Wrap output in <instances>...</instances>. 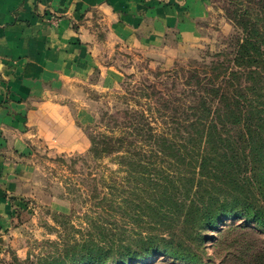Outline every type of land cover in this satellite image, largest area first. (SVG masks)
<instances>
[{"label":"trees","instance_id":"1","mask_svg":"<svg viewBox=\"0 0 264 264\" xmlns=\"http://www.w3.org/2000/svg\"><path fill=\"white\" fill-rule=\"evenodd\" d=\"M230 1L238 33L222 61L187 69L181 89L130 86L115 110L89 125L90 152L111 157L123 173L107 182L100 203L167 231L129 229L138 250L122 245L127 230H101L107 237L15 264H119L158 254L196 260L202 255L187 248L188 236L198 239L233 212L264 224V0Z\"/></svg>","mask_w":264,"mask_h":264},{"label":"crops","instance_id":"2","mask_svg":"<svg viewBox=\"0 0 264 264\" xmlns=\"http://www.w3.org/2000/svg\"><path fill=\"white\" fill-rule=\"evenodd\" d=\"M211 2L0 0V236L14 227L21 199L54 200L36 180V146H79L82 131L57 87L100 69L95 86L110 88L119 78L106 62L113 46L171 55L201 37Z\"/></svg>","mask_w":264,"mask_h":264},{"label":"rangeland","instance_id":"3","mask_svg":"<svg viewBox=\"0 0 264 264\" xmlns=\"http://www.w3.org/2000/svg\"><path fill=\"white\" fill-rule=\"evenodd\" d=\"M230 2L212 0L210 16L199 24L201 37L186 45L172 47L171 55L163 51L113 46L106 53V62L118 67L119 78L114 77L115 82H110L108 89L95 86L102 79L100 69L90 78L66 80L62 87H57L56 99L70 106L82 131L79 146L73 152L52 147L51 143H56L53 140L36 146V180L46 192L54 194V200L21 199L15 207L14 227L0 236L3 238L0 242V264H15L16 259L25 262L29 254L34 259L38 255L58 251L56 247H73L76 239L85 243L91 236L107 237L99 234L101 230L108 236H112L113 231L127 230L125 235L128 236L122 237V245L128 248V243H131L133 249L138 250L141 247L137 237L129 240L133 236L129 229L135 228V233L144 236L167 231L168 228L153 223L137 224L134 219L113 212L112 207L100 203L103 192L109 193L107 182H120L123 173L111 157L96 158L90 152L92 130L89 125L100 121L108 111L115 110L120 96L130 86L155 82L160 88L171 86L181 89L180 77L187 69L196 67L204 71L205 65L222 61L224 56L219 53L232 47L233 38L238 33L227 15V8L232 7ZM188 239L193 241L187 248L197 251L202 257L190 260L172 254H158L119 264H255L257 256L264 251V224L233 212L198 239L195 240L193 235ZM159 246H163L162 243L155 244V247Z\"/></svg>","mask_w":264,"mask_h":264}]
</instances>
